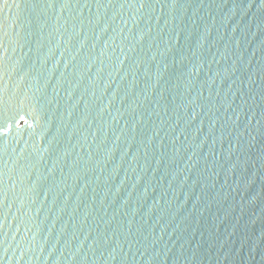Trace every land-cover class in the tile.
I'll use <instances>...</instances> for the list:
<instances>
[{"label": "water", "instance_id": "water-1", "mask_svg": "<svg viewBox=\"0 0 264 264\" xmlns=\"http://www.w3.org/2000/svg\"><path fill=\"white\" fill-rule=\"evenodd\" d=\"M0 264H264V0H0Z\"/></svg>", "mask_w": 264, "mask_h": 264}]
</instances>
